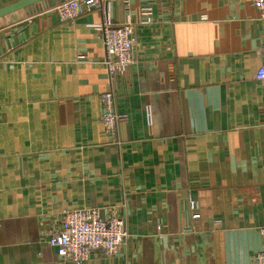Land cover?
Masks as SVG:
<instances>
[{"label": "crops", "instance_id": "1", "mask_svg": "<svg viewBox=\"0 0 264 264\" xmlns=\"http://www.w3.org/2000/svg\"><path fill=\"white\" fill-rule=\"evenodd\" d=\"M56 5L0 17V264H74L48 239L65 210L92 207L117 208L129 237L84 264H256L264 20L253 0H117L73 21ZM107 15L135 25L121 74L95 27ZM107 91L120 144L102 122Z\"/></svg>", "mask_w": 264, "mask_h": 264}, {"label": "built area", "instance_id": "2", "mask_svg": "<svg viewBox=\"0 0 264 264\" xmlns=\"http://www.w3.org/2000/svg\"><path fill=\"white\" fill-rule=\"evenodd\" d=\"M117 0H66L54 9L62 21H73L94 8L104 5L113 6ZM258 9L260 19L264 20V0H253ZM153 8L149 4L141 7L142 20L152 21ZM104 37L106 58L104 63L109 73H122L133 64L137 42L135 25L132 20L118 24L113 17H107L95 26ZM262 64L256 72V79L264 80V41L258 47ZM2 55H0V62ZM102 122L105 130L120 144L118 127L122 115L116 111L115 95L107 91L100 96ZM189 218L197 219L196 202L189 200ZM262 247L255 255L256 264H264V225L259 228ZM129 237L125 216L114 208H81L65 210L62 213L58 229L54 230L48 239L52 247L57 248L58 255L74 264H84L95 253L113 256L120 252Z\"/></svg>", "mask_w": 264, "mask_h": 264}, {"label": "water", "instance_id": "3", "mask_svg": "<svg viewBox=\"0 0 264 264\" xmlns=\"http://www.w3.org/2000/svg\"><path fill=\"white\" fill-rule=\"evenodd\" d=\"M66 0H19L17 2H14L12 4L6 5L2 8H0V17H3L5 15H8L12 12H15L17 10L26 9L28 11H33L37 8V6L40 3L49 2L52 5L58 4V2H64Z\"/></svg>", "mask_w": 264, "mask_h": 264}, {"label": "trees", "instance_id": "4", "mask_svg": "<svg viewBox=\"0 0 264 264\" xmlns=\"http://www.w3.org/2000/svg\"><path fill=\"white\" fill-rule=\"evenodd\" d=\"M62 3V2H61Z\"/></svg>", "mask_w": 264, "mask_h": 264}]
</instances>
